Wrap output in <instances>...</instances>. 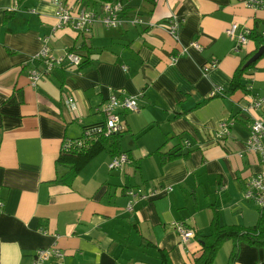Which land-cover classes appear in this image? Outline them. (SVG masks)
<instances>
[{"label":"crops","instance_id":"obj_1","mask_svg":"<svg viewBox=\"0 0 264 264\" xmlns=\"http://www.w3.org/2000/svg\"><path fill=\"white\" fill-rule=\"evenodd\" d=\"M60 1L101 11L91 0ZM245 1L130 0L122 2V25L97 22L84 38L72 28L56 29L52 0H0V264H32L37 250L54 245L67 264H162L159 249L172 264H189L202 246L197 239L182 243L174 222L206 235L213 204L223 225L257 223L261 208L244 192L260 164L246 149L252 119L243 109L264 96V55L248 72L252 92L208 99L214 88L227 90L242 60L257 52L252 40L236 52L229 27L264 36V12ZM173 16L182 21L177 39L167 30ZM45 40L53 56L85 40L94 61L83 70L66 66L64 79L54 70L34 87L30 72L44 67L34 58ZM113 94L139 98V112H120L129 163L111 171L104 151L71 186L58 183L64 142L104 122L102 107ZM68 97L76 111L65 107ZM253 115L264 118V106ZM223 121H232L230 134L217 140ZM158 150L190 154L163 164ZM130 188L159 195L128 211ZM233 246L225 242L214 264H229ZM233 264H264V248L241 243Z\"/></svg>","mask_w":264,"mask_h":264},{"label":"built area","instance_id":"obj_2","mask_svg":"<svg viewBox=\"0 0 264 264\" xmlns=\"http://www.w3.org/2000/svg\"><path fill=\"white\" fill-rule=\"evenodd\" d=\"M57 7L56 10V29L72 28L77 33H90L95 23L100 22L105 27H119L124 22L121 19V15L124 10L122 2L106 3L102 6L101 11L93 13L87 10H75L72 6L61 2L60 0H52ZM245 5L247 8L257 12H264V0H246ZM135 23H140V20L135 19ZM182 24V21L173 16L170 19L168 25L169 33L177 39L178 31ZM227 35L235 43V51L239 52L249 42L251 35L250 29L246 26L239 24H232L227 30ZM44 42V46L41 52L34 58L43 63V68L33 70L30 72V80L32 86H36L40 78L50 75L56 67L78 66L82 59L79 55L65 51L61 56H53L49 47ZM196 50H202V47L197 42L190 44ZM172 61L177 59L173 57ZM217 62H211V65L203 67V72L206 75L212 68L216 66ZM223 90L220 88H214L211 96L222 94ZM65 107L72 111L77 110V106L73 98L68 97L64 102ZM264 106V96L256 97L252 99L251 103L245 109L246 112L252 114L253 111L260 109ZM137 113L140 111L139 98L137 96H119L113 94L103 105L102 112L105 117L103 127L96 130H88L84 132L83 139L89 140L93 136V133H101L103 135L118 134L125 130V126L120 120V112ZM250 125V135L246 142L247 152L258 157V163L260 164V171L253 177L249 178L246 182V190L244 192L245 199L256 203L261 209L264 208V118H252ZM232 122L223 121L220 123L218 129L215 131V139L223 140L230 134ZM83 143L80 142L79 145ZM67 143L65 147L68 148ZM70 145V144H69ZM185 147H191L189 141L184 142ZM129 163L127 154L122 153L119 156L113 157L108 165L109 170H122L123 167ZM224 187L221 188L223 190ZM164 191L171 192L172 188H167ZM126 194L130 201L127 206L128 211L134 210V205L139 201H146L159 195V191L154 189L149 192H145L139 188H130L126 190ZM2 207V203H0ZM173 226L180 237L182 243H187L189 240L195 239V231L188 228L184 222H174ZM32 264H67L65 261V253L58 246L54 245L48 248H41L37 250Z\"/></svg>","mask_w":264,"mask_h":264},{"label":"trees","instance_id":"obj_3","mask_svg":"<svg viewBox=\"0 0 264 264\" xmlns=\"http://www.w3.org/2000/svg\"><path fill=\"white\" fill-rule=\"evenodd\" d=\"M16 1L18 3V1L20 2L21 0H16ZM91 1L94 2V4L96 5H100L102 8V6L106 3L126 2L130 0H91ZM257 30L258 29L251 32L249 41L251 40L254 41L257 44V50H258L261 46L264 45V36L260 34L259 31ZM91 32L83 33V34L78 33V35L86 38L91 34ZM68 52L75 53L81 57L82 61L77 66L79 70L89 68L94 61L92 58L91 49L85 40L78 47H73L69 49ZM250 57L251 56H246L242 60L241 65L236 69L232 77L228 89L223 90L222 94L210 96L208 99H212L215 97L230 98L237 91H242L244 94H248L252 92V86L248 84V77H249L248 72L254 68L255 63L251 64L247 68H243V66L246 64V62L249 60ZM66 66L67 65H62L54 69V70L57 69L62 70L59 71L62 74V79H64L66 76V72H65ZM256 97H263V96H255L254 98ZM246 108H244L243 110L245 111ZM246 113L251 116V119L254 117L253 112L252 114H249L248 112ZM231 119L233 120L235 119V117ZM103 124L104 123L101 122L94 125H87L84 128V132L88 130H92L93 132V130L102 128ZM151 127H152L151 125L146 127L140 132L139 135L146 133L149 129H151ZM126 132L127 131L125 128V130L121 133L111 134L107 136L101 133H93L92 135L93 137L89 140H85L82 137L66 140L64 142L62 152L58 157V159L56 160V168L63 170V174L59 176L56 181L63 185L71 186L74 179L78 176L80 171L94 157H96L101 152L104 151L108 152L112 158L119 156L122 153L127 154L126 152H123L121 148V139ZM249 134H250V129H249ZM80 142L83 143L79 145ZM67 143L70 144V145L68 144V148L65 147ZM179 152H180L179 150H177L174 153H169V152L163 153L160 150L157 151L163 164L180 158H187L188 155L190 154L189 152L187 154H179ZM210 207L212 208L213 211V216L210 224V231L206 235L199 234L195 231L196 234L195 239H197L200 242L202 248L199 255L196 256L189 264H214L218 252L220 251L223 244L227 241H232L234 243L233 250L230 255L229 264H233L236 261L239 254V247L241 243L256 248H264V208L261 209L260 217L257 223L253 226L246 227L242 225H227V226L223 225L220 220V211L216 207H214L213 204H210ZM143 244L146 247L148 246V244L145 241L143 242ZM158 251L162 264H172L167 251L160 249Z\"/></svg>","mask_w":264,"mask_h":264},{"label":"water","instance_id":"obj_4","mask_svg":"<svg viewBox=\"0 0 264 264\" xmlns=\"http://www.w3.org/2000/svg\"><path fill=\"white\" fill-rule=\"evenodd\" d=\"M264 55V45L261 46L257 52L246 62L243 68L249 67L251 64L256 63Z\"/></svg>","mask_w":264,"mask_h":264}]
</instances>
